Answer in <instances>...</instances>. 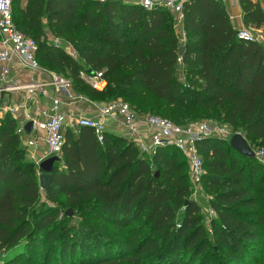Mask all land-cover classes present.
I'll return each instance as SVG.
<instances>
[{"label": "trees", "instance_id": "16d2710c", "mask_svg": "<svg viewBox=\"0 0 264 264\" xmlns=\"http://www.w3.org/2000/svg\"><path fill=\"white\" fill-rule=\"evenodd\" d=\"M18 4L14 0L11 8L17 30L35 42L38 64L67 74L71 91L98 103L123 97L138 114L190 125L143 113L139 104L135 109L134 96L124 93L138 89L166 107L193 111L195 119V111L201 112L250 142H264V10L252 0H237L240 21L259 32L263 44L237 39L219 1L188 0L182 9L181 54L164 10L114 0H26L23 8ZM76 25L87 45L96 42L105 51L75 45L71 32ZM46 32L70 45L78 61L51 45ZM87 71L102 73L104 92L82 81L80 74ZM15 130L14 119L3 115L0 264H201L205 257L202 264H208V255L214 258L218 252L220 264L226 259L262 264L255 253L264 242V190H254L255 182L264 183L262 168L222 140L196 142L203 170L200 184L213 194L209 231L217 248L210 249L199 207L188 199L187 166L173 148L156 149L149 162L123 137L104 132L99 144L91 129L66 128L60 162L42 191L36 165L24 159L25 147ZM69 209L72 213L66 216ZM77 214L85 224H107L123 239L111 242L81 224L68 232ZM40 245V257L35 258Z\"/></svg>", "mask_w": 264, "mask_h": 264}, {"label": "built area", "instance_id": "2783aa9c", "mask_svg": "<svg viewBox=\"0 0 264 264\" xmlns=\"http://www.w3.org/2000/svg\"><path fill=\"white\" fill-rule=\"evenodd\" d=\"M14 0H0V91L5 90L7 85V75L9 66L17 64L19 67L34 72L40 70L36 60L35 42L21 34L12 20L11 8ZM103 4L113 0H92ZM188 0H139L138 6L144 10H164L175 18L178 24L177 39L183 38L180 28L182 19V9ZM226 5L237 0H217ZM262 10H264V0H252ZM237 39L255 41L245 32H237ZM256 42V41H255ZM72 55V54H71ZM80 78L91 88V90L102 93L106 89V80L101 72L92 75L81 73ZM53 91L61 98L51 100L50 114L42 113L41 116L29 118L31 122L30 132L39 134L38 137L28 138L25 142V149L29 150L27 155L30 162L38 163L36 160V148L38 144L45 147L43 159L56 156L59 158L63 143V130L66 126L84 127L91 129L99 144H102L105 132V122H110L111 126L121 132H126L130 137L140 155L152 156L158 148H173L183 158L187 166V181L191 186L200 185L202 170V160L196 148V142L203 139L218 136L225 131L216 125L206 123L191 124L180 127L172 122L154 115H142L132 110L120 99L105 103L93 102L92 100L79 95L72 94L69 81L59 77H53L51 83ZM27 90L31 93V89ZM63 99L70 104L80 102L86 104L91 109V116L81 113L75 115L62 111ZM68 103V104H69ZM2 102L0 99V110ZM17 135H23L22 128L15 130ZM254 154L261 160L263 152ZM42 159V160H43ZM40 162V161H39ZM211 213V211H210ZM212 216V213H211ZM210 216V217H211Z\"/></svg>", "mask_w": 264, "mask_h": 264}, {"label": "rangeland", "instance_id": "374dc122", "mask_svg": "<svg viewBox=\"0 0 264 264\" xmlns=\"http://www.w3.org/2000/svg\"><path fill=\"white\" fill-rule=\"evenodd\" d=\"M82 1V0H81ZM222 5V8L225 9V12L227 11L225 6L227 5ZM230 25L232 26V28L235 30L236 34L237 32H245V34H247L250 38L254 39L257 43L259 44H263L262 39L259 35V32L255 31V30H251L248 29L244 26H242L241 21L239 20V18H236L234 16L231 15H227ZM169 17L171 18L172 21V27L174 32L177 34L178 36V24H176L175 22V18L170 14ZM80 30L81 28L79 26H73L72 29V36H74L73 38V43H75V45L77 46H83V47H95L97 49H99L100 52L105 51V48H99V46L97 45V43H93L92 45H87L84 40L82 38H80ZM49 43L51 45H56V47L58 46L59 48H61L62 50H64V52L66 54L73 53L75 58H72L76 61H78L77 59V55L74 52V50L72 49V47L70 45H68L66 42L59 40V39H54L51 38L48 40ZM124 42H126V39L124 38ZM178 44L181 46L183 44V38L180 37V39H178ZM73 45V44H72ZM69 55V54H68ZM39 68L42 71H48L49 72V79L52 77H59L62 79H66L67 74L66 73H54L53 69L51 68V66L45 65L43 63H39ZM179 79H181V76L179 75ZM71 87V86H70ZM71 89V88H70ZM48 90V89H47ZM131 93V95L134 96L132 103L135 105V109H136V105L139 104V109L140 111H142L143 113H155L158 115H162L167 117L168 119H171L173 121H176L178 123H182V124H197V123H206L209 125H216L219 128L223 129L225 131V133L219 134L218 136H214L217 139L222 140L223 142H225L227 144L228 139L234 135L235 133L240 134L243 138L244 135L241 132H237V131H233L232 129H230L229 127L222 125L220 122L215 121V120H211L208 117H202L201 116V112H197L198 113V117L197 119L191 117V113L193 111H187L183 108H171V107H166L164 106L160 101L154 99L150 94H145L144 92L138 90V89H129L126 93H124V97L125 95L127 96V94L129 95ZM5 94H7V91H0V99L2 101V107H4V103L8 101V99L4 96ZM102 96H96L94 99L95 100H101ZM119 99L121 100H125L123 97H120ZM126 101V100H125ZM3 112L0 111V118L2 117ZM66 128V127H65ZM127 135L128 134L125 132L123 135ZM245 139V138H244ZM247 145L249 146V148L255 153L258 154L259 152H263V157H261V160L258 157H254L251 160H253L254 162H256L259 166H261L262 168V173L264 175V142H250L248 140H246ZM21 142H23V138H21ZM149 162H150V158L151 156H144ZM240 157V156H239ZM153 168H157L158 164H154L151 163ZM260 172V173H261ZM256 181V180H255ZM189 187V194H188V199L192 200L193 202H195L197 204V206L199 207V215H200V222L201 224L204 226L206 233L208 235V237L210 238V231H209V218L211 216L210 213V208H209V201L212 199L213 194H211L209 191H207L206 189L203 188V186L197 185V186H191L189 184H187ZM255 186L254 187L255 191L257 192H263L264 190V183H258L255 182ZM264 206V204H263ZM264 210V208H263ZM180 213V209L176 210V215L178 216ZM79 214L75 215L72 219H71V224L73 225V229H67L68 232H75L76 230H78L79 226L77 224H81V226H85V229H89L92 232H95V234L99 235L102 238H108L111 242H118L119 240H122L123 237L120 235V232L117 231H113L111 230L110 227H108L107 224L105 223H98V224H92L90 225L89 223H84V221H82V218L80 217V219L78 218ZM83 228V227H82ZM57 231L54 232V234H56ZM55 236V235H54ZM35 240H39V236H37V239ZM216 243L213 242L210 238L209 241V247L210 249L213 248H217L216 247ZM43 246L40 245L39 247H37L36 250V254H35V258H39L40 254H41V250H42ZM259 251L257 252L258 254L255 253V255H257V258H259V261L264 264V242L262 244H260L258 247H256ZM220 255V253L218 252L216 254V257L213 258V255L210 253L209 256V262L208 264H220L216 258H218ZM200 256H198L197 258H199ZM212 258V259H211ZM206 259L202 258L200 259L201 264L203 263V261ZM220 260H222V257L219 258ZM222 264H232L231 262H229L227 259L226 260H222L221 261Z\"/></svg>", "mask_w": 264, "mask_h": 264}, {"label": "crops", "instance_id": "0c3cea01", "mask_svg": "<svg viewBox=\"0 0 264 264\" xmlns=\"http://www.w3.org/2000/svg\"><path fill=\"white\" fill-rule=\"evenodd\" d=\"M26 0H19V8H23ZM121 2L125 5H137L139 0H114ZM227 15H231L239 18L240 20V10L237 5V1L229 2L226 6ZM183 34V33H182ZM47 40L53 38L48 32H46ZM56 39V38H54ZM56 46V45H54ZM58 47V46H57ZM70 57L75 58L73 53H68ZM72 54V55H71ZM55 73V72H54ZM49 72L37 70L34 72H30L19 67L17 64H11L9 66V71L7 75V85L5 86V91L7 94L4 96L8 99L5 102L4 107L1 108L0 111L3 114H8L12 119H14L16 123V129L19 127L22 128L23 124L29 121V118L39 117L42 113L50 114L51 109V100L55 98H61L58 94H55L53 91L54 86L51 83V78L49 79ZM53 78V77H52ZM67 80V79H66ZM85 83V81L82 79ZM28 87H34L31 89V93L28 92ZM48 89V90H47ZM72 94H77V91H71ZM62 111L67 114L75 115L76 113H81L87 116H91V109L87 107L86 104L76 102V103H67L63 99ZM93 101V100H92ZM2 102V101H1ZM96 102V101H93ZM3 116V115H2ZM105 132L113 133L120 137L125 138L130 141V137L124 134L119 130L113 128L110 122H105ZM67 129L76 132L75 126H66ZM65 128V129H66ZM64 129V130H65ZM63 130V131H64ZM23 132V131H22ZM38 137L39 134H35L34 132H29L27 135L23 133V135H18L19 144L23 148L25 142L28 138ZM21 138H23V142H21ZM26 156L25 160H28L29 150L25 149ZM45 152V147L42 144H38L36 148V160L39 162L43 159V155ZM29 161V160H28ZM30 162V161H29ZM33 163V162H32ZM35 164V163H34Z\"/></svg>", "mask_w": 264, "mask_h": 264}, {"label": "water", "instance_id": "95a60500", "mask_svg": "<svg viewBox=\"0 0 264 264\" xmlns=\"http://www.w3.org/2000/svg\"><path fill=\"white\" fill-rule=\"evenodd\" d=\"M182 46H179L177 51L178 54L182 52ZM89 75H92L90 71H87ZM31 130V122L28 121L23 124L22 131L25 135H27ZM227 145L230 150H232L237 155L244 158H254L253 151L247 145L245 139L238 133L232 135L227 142ZM60 159L56 156L48 157L36 164V170L38 173V186L42 191H46L50 183V176L55 164L59 163ZM72 211L66 210L65 215H71Z\"/></svg>", "mask_w": 264, "mask_h": 264}]
</instances>
